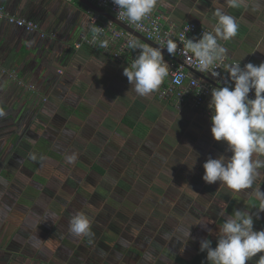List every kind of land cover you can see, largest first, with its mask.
<instances>
[{
	"label": "crops",
	"instance_id": "1",
	"mask_svg": "<svg viewBox=\"0 0 264 264\" xmlns=\"http://www.w3.org/2000/svg\"><path fill=\"white\" fill-rule=\"evenodd\" d=\"M0 7L40 25V31H25L0 20V111L4 113L0 116V264H108L104 253L114 250L106 252L99 245L103 239L96 245L81 237L67 247L62 240L73 236L69 220L76 212L86 213L91 229L98 228L101 217L97 222L95 206H86L98 197L96 188L111 186L102 185V178L114 179L113 185L139 188L137 195L114 196L112 191L105 200L117 197L123 202L159 204L167 211L162 215L184 220L181 229L185 230L197 217L206 224L198 230L204 238L216 236L225 219L222 212H257L252 189L233 192L202 179L209 156L231 155L226 144L211 135L209 103L191 107L161 100L155 93L144 98L130 91L123 75L128 65L82 41L92 29L90 7L79 0H0ZM217 7L235 16L240 26L235 38L221 42L229 49L228 56L243 65L264 62V53L257 51L258 44L264 48V5L254 10L231 8L223 0H158L154 11L163 15L165 23L194 21L211 29ZM190 72L209 78L207 73ZM72 154L77 159L68 164L66 158ZM54 172L58 173L51 175ZM61 187L78 194L67 200L72 210L62 205L65 201L51 199L54 189L49 192V188L57 193ZM254 187L264 191V175ZM60 192L55 195L62 200L69 195ZM51 204H56L52 210ZM258 215L254 230H264V212ZM146 216L148 212L139 211L137 219ZM122 225L116 227L121 230L128 223ZM181 229L166 253L172 262L177 256L184 258L179 252L187 241ZM104 230L96 229L94 235L115 240ZM194 244L200 248V243ZM262 254L246 264H256Z\"/></svg>",
	"mask_w": 264,
	"mask_h": 264
},
{
	"label": "clouds",
	"instance_id": "2",
	"mask_svg": "<svg viewBox=\"0 0 264 264\" xmlns=\"http://www.w3.org/2000/svg\"><path fill=\"white\" fill-rule=\"evenodd\" d=\"M219 3L220 0H217ZM117 6L120 17L139 24L156 8L158 0H112ZM228 7L239 9L252 7L254 10L264 5V0H223ZM215 22L211 31L201 34L199 39H187L185 49L195 58L200 72H209L219 77L220 64L226 69L224 86L214 87L210 93L211 135L217 142L226 144L230 156H209L203 163L202 179L207 184L225 185L233 192L252 189V195L258 201L256 213L247 209L235 210L225 216L219 226L216 246L212 247L209 239L200 240V251L206 252L208 264H246L258 253H264V230H254V218L259 219V212H264V191L254 187L259 177L264 175V62L255 65L251 62L243 67L240 62L225 64L229 49L221 42H228L239 32L237 18L228 14L223 7H217L213 13ZM101 28L91 29L93 38L99 36ZM164 47L141 45L130 42L128 47L138 54L130 66L124 67L123 75L127 78L130 91L139 97L149 98L155 93L168 76V64L164 59V50L174 55L177 44L171 38L161 41ZM101 47L107 46L102 41ZM257 51L264 53V48L257 45ZM250 93L253 97L250 98ZM0 111V116H3ZM33 160L36 159L32 155ZM77 159L75 154L66 158L68 164ZM92 221L84 212H76L69 220V231L74 237H91ZM206 224L193 221L187 229H181L182 239H191V226ZM211 231V230H209ZM35 242L39 243L38 236ZM256 264H264V254Z\"/></svg>",
	"mask_w": 264,
	"mask_h": 264
},
{
	"label": "built area",
	"instance_id": "3",
	"mask_svg": "<svg viewBox=\"0 0 264 264\" xmlns=\"http://www.w3.org/2000/svg\"><path fill=\"white\" fill-rule=\"evenodd\" d=\"M89 1L109 11L119 21L125 23L160 47L165 46L161 41H166L168 38L176 42L177 51L174 55L168 56L164 53V59L168 64L169 74L160 88L155 92L159 99L172 100L176 104L189 105L191 107H201L206 102L209 103L212 88L218 86L204 78L191 74L190 71L192 70H200L195 58L185 49L187 39H199L202 33L211 31L209 27L194 21H187L179 24L173 22L165 23L163 21V15L154 10L141 23L135 24L117 15L118 8L112 3V0ZM87 12L92 28L96 26L100 27L101 34L94 39L93 32L91 31L88 36L82 38V41L86 42L88 45L99 47L116 61H123L130 66L139 51V49L133 50L129 48L128 45L130 42L150 45L131 32L117 26L111 20L103 19L102 15L92 8H87ZM0 20L13 24L25 31H40V25L36 21L10 14L3 7H0ZM41 36L43 37L45 34L42 32ZM102 41H107L106 47L100 46ZM235 62L240 61L230 56H227L224 60L225 64ZM241 66L243 67L244 65L241 63ZM2 71L8 72L4 68H2ZM217 71L221 74L219 77L213 76L209 72L203 73H207L210 79L224 86V79L227 77V73L223 64L218 66ZM9 73L11 76L16 77L14 71H10ZM19 83L29 88H34L33 84H27L22 80H19ZM249 95L250 98H252L254 94L250 93ZM208 113H211L209 108Z\"/></svg>",
	"mask_w": 264,
	"mask_h": 264
},
{
	"label": "rangeland",
	"instance_id": "4",
	"mask_svg": "<svg viewBox=\"0 0 264 264\" xmlns=\"http://www.w3.org/2000/svg\"><path fill=\"white\" fill-rule=\"evenodd\" d=\"M56 173L58 172H54L51 175H56ZM64 176H66V173H64ZM104 180H107V182H104ZM112 180L114 179L111 178L110 181L108 179H103V178L100 179V182L102 185L109 183V185L111 186L96 188L95 196H98V197L91 200L87 204L88 206H86V208L91 209L92 206L94 205L95 208L93 209V211L95 210L97 214V222H98L99 216L102 219L101 222L97 224L98 228L93 227V229H91L93 234H96L95 233L96 229L105 228L106 232L110 233L115 240H109L108 242L104 236L93 235L91 237H87V240H89L88 242L91 243L92 242L91 240H93V243L97 245L99 244V241L103 239V242L102 243L100 242L99 245H101L102 248H105L104 250L106 252H109L108 250H114V251H110L109 253H104L105 257L107 258L106 260L108 264H178L175 261H173L174 262L173 263L172 260L169 258L167 259L166 253L170 247V242L175 243L174 241L177 240V238L174 237V235L179 231V229L182 228V225L184 224V220H180L178 218H176L175 220L172 218V216L169 217L168 215L166 216L162 215L161 212L165 211L166 213L167 211L163 207L159 206V204H155V203L147 204L146 203L143 205L140 203H137V204L129 203L126 200H124L123 202L117 199V197H115V199L111 198L110 201L108 199L105 200V198L109 197L112 191L114 192L111 195H114V196L122 195L121 194L122 192L127 193L129 195H137L139 192L138 187H133V188L125 187V186L121 187L119 183L113 185V182H111ZM61 188L57 189L59 191L57 193H55V188H49V192H51V190L54 189V192L52 194L54 197H52L51 199L56 200V202L65 201L66 203H62V205L66 206V210L68 211L72 210V207L69 206L70 203H68L67 200L71 199V194L74 189L64 188V187H61ZM61 190H63V192H67V191L69 192V195L65 196L64 200L56 196L61 193L60 192ZM92 190L93 189H90V191ZM52 195H50L49 193V197H51ZM72 195H78V194L74 192ZM80 195H82V192L80 193ZM151 196H152V192L150 193V196H149L150 199H151ZM112 200H115L117 204H114ZM52 205L53 204H51V207L49 208L50 210H52L51 209ZM164 206L166 207L165 204ZM53 207H56V204L53 205ZM139 211L144 212V213L148 212L149 216H146L143 220L138 221L137 217H139ZM154 211L156 214H154ZM107 213H109L108 217H106ZM135 214H137V216H135ZM104 219L106 220V223L104 222L105 221ZM193 221H195L196 223L203 224V222L199 220V218L197 217H195V219H193L191 223ZM124 222L125 223L127 222L128 226L127 227L125 226L121 230H119L116 227V224L117 225L121 224V226H123L122 224ZM207 222L209 223V221ZM109 227H110V230H108ZM194 227L195 228L193 229V231L195 232L192 231L193 227L191 228L192 239H189L188 241L186 240L187 242H185V244H184V241L181 242L184 244L185 249L183 252H179L181 256H184V258L183 257L182 258L188 261L191 260L193 257L191 254L196 253L198 250L197 249L198 246H196L194 243H200V240L204 238L198 232V230H200V227L202 229L203 227L200 225H194ZM138 229H139V233L137 234L136 230ZM173 232L174 234L170 235ZM116 233H117V236L114 235ZM167 235L168 237L166 238ZM54 238H56L55 235H54ZM80 238L81 237L77 238L74 236L66 235L65 237L62 238V240L65 241V244H66V245L64 244L63 245L66 247H67V244L74 245L79 242ZM204 239L211 240L212 247L213 248L215 247L214 244L217 243L216 236L207 235V237H205ZM84 243L85 242L82 241L81 245H85ZM183 244H181L180 246H182ZM48 245L51 246L50 249H52V245L50 241L48 242ZM158 245L160 246L162 245V247H164L165 249L163 248L164 250L160 251V247H157ZM97 249H100V247H97ZM178 251L176 253H178ZM115 260L117 261V263L115 262Z\"/></svg>",
	"mask_w": 264,
	"mask_h": 264
},
{
	"label": "water",
	"instance_id": "5",
	"mask_svg": "<svg viewBox=\"0 0 264 264\" xmlns=\"http://www.w3.org/2000/svg\"><path fill=\"white\" fill-rule=\"evenodd\" d=\"M82 3H84L85 5H87L88 7L92 8L93 10L99 12L102 16L106 17L107 19L111 20L114 24H116L117 26L131 32L133 35H135L136 37H138L139 39L149 43L152 46H157V44H155L154 42L146 39L143 35H141L140 33H138L137 31H135L134 29H132L131 27H129L128 25H126L125 23L119 21L114 15H112L109 11L95 5L93 2L89 1V0H79ZM164 53L168 56H170V54L167 53V51L164 50ZM200 74V73H199ZM201 76V74H200ZM202 78L208 80L209 82L213 83L216 86H220L218 83H216L215 81H213L210 78H207L205 75H202Z\"/></svg>",
	"mask_w": 264,
	"mask_h": 264
},
{
	"label": "trees",
	"instance_id": "6",
	"mask_svg": "<svg viewBox=\"0 0 264 264\" xmlns=\"http://www.w3.org/2000/svg\"><path fill=\"white\" fill-rule=\"evenodd\" d=\"M206 252H201L200 248L197 250V252L193 255L191 260H185L181 257H176V262L178 264H208L206 260Z\"/></svg>",
	"mask_w": 264,
	"mask_h": 264
}]
</instances>
